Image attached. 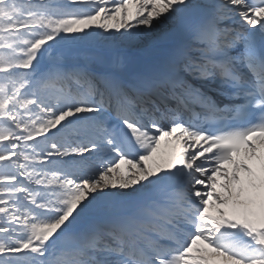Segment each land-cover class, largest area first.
I'll return each instance as SVG.
<instances>
[{
	"label": "snow or ice",
	"instance_id": "6c2138e0",
	"mask_svg": "<svg viewBox=\"0 0 264 264\" xmlns=\"http://www.w3.org/2000/svg\"><path fill=\"white\" fill-rule=\"evenodd\" d=\"M0 264H264V0H0Z\"/></svg>",
	"mask_w": 264,
	"mask_h": 264
},
{
	"label": "bare ground",
	"instance_id": "6f19581e",
	"mask_svg": "<svg viewBox=\"0 0 264 264\" xmlns=\"http://www.w3.org/2000/svg\"><path fill=\"white\" fill-rule=\"evenodd\" d=\"M167 31H168L167 26L165 25L158 26L157 31L154 34V39L149 44H147L143 50L140 51L133 50L128 53V56L134 61L152 56L155 50L162 49L164 47L165 45L164 37ZM162 147H164L163 142H162Z\"/></svg>",
	"mask_w": 264,
	"mask_h": 264
}]
</instances>
